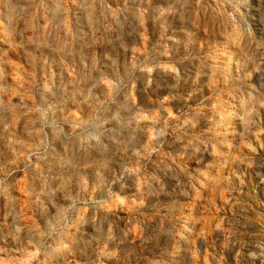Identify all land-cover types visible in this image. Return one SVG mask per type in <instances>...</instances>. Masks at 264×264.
<instances>
[{
  "label": "rangeland",
  "instance_id": "374dc122",
  "mask_svg": "<svg viewBox=\"0 0 264 264\" xmlns=\"http://www.w3.org/2000/svg\"><path fill=\"white\" fill-rule=\"evenodd\" d=\"M0 264H264V0H0Z\"/></svg>",
  "mask_w": 264,
  "mask_h": 264
}]
</instances>
